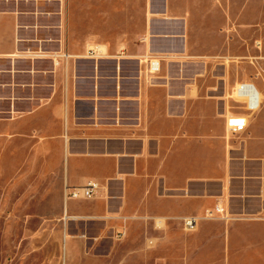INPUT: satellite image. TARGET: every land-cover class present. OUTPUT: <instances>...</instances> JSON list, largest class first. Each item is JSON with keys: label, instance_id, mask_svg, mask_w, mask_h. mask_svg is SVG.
I'll use <instances>...</instances> for the list:
<instances>
[{"label": "crops", "instance_id": "crops-1", "mask_svg": "<svg viewBox=\"0 0 264 264\" xmlns=\"http://www.w3.org/2000/svg\"><path fill=\"white\" fill-rule=\"evenodd\" d=\"M223 2L150 0L134 44L91 49L63 0H0V109L57 151L64 264H264V80L241 83L259 95L249 113L193 25ZM87 183L91 198L67 196Z\"/></svg>", "mask_w": 264, "mask_h": 264}, {"label": "rangeland", "instance_id": "rangeland-1", "mask_svg": "<svg viewBox=\"0 0 264 264\" xmlns=\"http://www.w3.org/2000/svg\"><path fill=\"white\" fill-rule=\"evenodd\" d=\"M15 1L27 4L31 0ZM223 3V17L216 7L206 5L202 13L207 20L193 25L206 39L207 47L220 52L216 62L225 69L226 79L234 76L239 78V84L263 85L264 0ZM217 8L221 10L219 5ZM63 15L75 39L90 40L91 49L97 45L126 47L149 27L151 6L150 0H63ZM259 57L262 60H255ZM9 123L2 107L0 264H64L66 231L57 151L53 144L41 145L40 137L23 124ZM212 208L210 212H214Z\"/></svg>", "mask_w": 264, "mask_h": 264}, {"label": "built area", "instance_id": "built-area-1", "mask_svg": "<svg viewBox=\"0 0 264 264\" xmlns=\"http://www.w3.org/2000/svg\"><path fill=\"white\" fill-rule=\"evenodd\" d=\"M149 64V72L151 75L158 72L159 63L151 61ZM235 98L243 103L245 109L249 113H254L259 109V100L254 89L247 84H238L235 89ZM246 126L245 119L243 117H231L226 120V129L230 134H240L244 131ZM96 185L87 183L84 187L79 189L66 188L67 196L71 199H89L93 196L96 190ZM215 216H222V211L219 208H215L214 212H209L206 215L207 219H213ZM225 217V216H224ZM196 226V220L194 218H185L182 220L183 230L186 232L194 231Z\"/></svg>", "mask_w": 264, "mask_h": 264}, {"label": "bare ground", "instance_id": "bare-ground-1", "mask_svg": "<svg viewBox=\"0 0 264 264\" xmlns=\"http://www.w3.org/2000/svg\"><path fill=\"white\" fill-rule=\"evenodd\" d=\"M263 80H264V78H263ZM247 85H249V84H247ZM238 86V85H237ZM237 86H235L234 88H233V90H232V94H231V97H234L235 98V89H236V87ZM253 89H254V91H255V93H256V95H257V98H258V100H259V95H258V93H257V91H256V89L254 88V86H252V85H250ZM236 99V98H235ZM236 100H238V99H236ZM216 208H219V210H220V207L217 205L216 206ZM209 212H207V214H208ZM206 214V215H207Z\"/></svg>", "mask_w": 264, "mask_h": 264}]
</instances>
